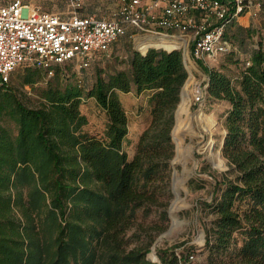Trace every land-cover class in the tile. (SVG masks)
I'll return each mask as SVG.
<instances>
[{"label":"trees","instance_id":"1","mask_svg":"<svg viewBox=\"0 0 264 264\" xmlns=\"http://www.w3.org/2000/svg\"><path fill=\"white\" fill-rule=\"evenodd\" d=\"M233 23L224 32L231 45ZM125 35L130 31L120 38ZM172 42L145 39L140 49ZM196 62L209 78L208 98L230 106L221 148L227 169L216 178L212 199L200 204L206 263L264 264V46L258 42L234 80ZM126 64L105 77L98 70L90 89L62 64L47 79L42 68L25 66L20 85L34 90L36 106L8 85L10 79L0 85V264H159L156 255L161 264L188 262L192 254H177L179 245L155 252L150 241L130 246L135 234L128 235L139 213L148 215L158 205L170 178L171 135L180 131L187 110L185 88L180 100L188 77L182 51L131 50ZM131 90L147 92L150 119L129 158L128 117L119 93ZM86 96L105 113L101 136L83 131ZM188 118L196 124L194 110Z\"/></svg>","mask_w":264,"mask_h":264},{"label":"rangeland","instance_id":"2","mask_svg":"<svg viewBox=\"0 0 264 264\" xmlns=\"http://www.w3.org/2000/svg\"><path fill=\"white\" fill-rule=\"evenodd\" d=\"M251 1L248 7L244 8L242 16L234 20L228 29L232 42L230 51L203 62L207 68L222 71L232 80L237 76L240 66L247 61L252 49L258 46V42L261 41L264 46V0ZM239 26L250 27L251 32L240 31ZM137 40L135 43L127 35L121 37L108 52L97 55L95 58V54L92 55L85 68L80 69L77 60L60 66H65V71H68V67L75 70L81 84L86 89H90L94 85L98 70L105 77L109 72L127 69L126 58L129 51H138L142 47L137 44ZM24 67L19 66L13 71L8 85L13 87L23 100L36 106L38 99L34 90L30 86L20 85ZM185 67L189 75L182 88H185L187 94V110L182 114L180 131L176 136L173 132L171 135V139H174L176 154H174L175 157L173 156L174 159L172 158L174 162H170V178L168 183L162 182L165 191L159 198L158 205L152 207L148 215H142L140 212L128 235L135 234V243H131L130 246L138 244L136 243L138 240L142 244L150 241L151 251L156 239L170 229V232L161 236L156 243L155 252L157 248L179 245L174 249L177 254L189 252L194 256L186 264H207V250L203 248L205 234L201 223L203 213L200 210V204L212 199L215 180L220 179L222 172L227 169L226 160L221 154V141L226 131L223 125L224 117L230 106L225 100L208 98L206 90L208 76L196 61L192 58L190 61L186 59ZM52 74L46 72V79ZM189 79L190 81L187 82ZM200 90L204 91V99L196 102L194 98ZM119 97L128 117L125 150L131 158L135 152L138 137L150 119L148 94L147 92L136 94L134 90H131L127 93L120 92ZM201 103L203 106L200 108ZM80 110L87 117V124L83 127V131L90 135L101 136L105 129L106 116L95 99L86 96L80 105ZM193 110L196 116L195 125L190 124L188 118ZM5 124L15 129L13 123L5 122ZM173 169L176 170L175 175L178 181L175 187L178 188L179 193L176 196L172 192ZM190 179L195 180V186L188 185ZM173 204H175V217L171 214ZM190 245H194L195 249H187Z\"/></svg>","mask_w":264,"mask_h":264},{"label":"built area","instance_id":"3","mask_svg":"<svg viewBox=\"0 0 264 264\" xmlns=\"http://www.w3.org/2000/svg\"><path fill=\"white\" fill-rule=\"evenodd\" d=\"M118 3L109 19L76 13L82 0H69L72 14L62 18L40 11L20 0L0 5V85L7 83L19 66L42 68L52 74V66L77 60L88 66L92 55L105 52L120 36L130 31L136 43L139 36H165L185 41L165 48L180 49L190 61L214 59L231 47L224 32L228 23L242 14L251 0H110ZM196 102L204 99L197 92ZM194 258L188 256V261Z\"/></svg>","mask_w":264,"mask_h":264},{"label":"crops","instance_id":"4","mask_svg":"<svg viewBox=\"0 0 264 264\" xmlns=\"http://www.w3.org/2000/svg\"><path fill=\"white\" fill-rule=\"evenodd\" d=\"M11 1L12 0H0V5L7 4ZM20 1L23 4L36 7L40 11L57 14L62 18H68L72 14L69 6V0H20ZM118 6H119L118 3H114L110 0H82L81 6L78 10H76V13L79 16L94 15L99 18L109 19L112 16V13L116 9H118ZM240 15L242 16V14Z\"/></svg>","mask_w":264,"mask_h":264},{"label":"bare ground","instance_id":"5","mask_svg":"<svg viewBox=\"0 0 264 264\" xmlns=\"http://www.w3.org/2000/svg\"><path fill=\"white\" fill-rule=\"evenodd\" d=\"M138 40H137V44H139L140 46L143 47V41L145 39H157V38H165V39H169V40H172V44L170 46H163L165 48H171L172 46H180V45H183L185 44V41L179 39V38H171V37H165V36H158V37H154V36H139L137 37ZM185 85V84H184ZM184 93V88H182V92H181V96H180V100H181V97ZM200 108L203 106L202 103L199 104ZM177 109V108H176ZM175 118H176V111H175ZM173 139V138H172ZM173 142H174V139H173ZM176 174V173H175ZM176 176V175H175ZM172 189H173V192H174V196H176L178 193H179V190L178 188L175 187V177H174V180H173V183H172ZM160 240V238L158 239V241ZM157 241V243H158Z\"/></svg>","mask_w":264,"mask_h":264},{"label":"water","instance_id":"6","mask_svg":"<svg viewBox=\"0 0 264 264\" xmlns=\"http://www.w3.org/2000/svg\"><path fill=\"white\" fill-rule=\"evenodd\" d=\"M183 61H184V63H186V58H185V57H183ZM187 71H188V70H187ZM188 75H189V71H188ZM187 78H188V77H187ZM208 79H209V78H207V81H208ZM181 92H182V88H181V91H180V96H181ZM171 132H172V130H171ZM225 135H226V131H224L223 139H222V141H221V146L223 145ZM172 141H173V139H172ZM174 154H176V152H174ZM174 157H175V156H174ZM173 159H174V158H173ZM173 159H172V161H171L172 163L174 162ZM191 172H192V170L190 169V173H191ZM175 173H176V170L173 169V172H172V183H173V180H174V177H175ZM172 192H173V189H172ZM173 194H174V192H173ZM169 232H170V229H168V231H167L166 233H164L163 235H166V234H168ZM163 235H161V236H163ZM161 236H159V238H160ZM159 238L156 239V241L154 242V244H153L151 250L155 248V245H156V243H157V241H158ZM153 259H154V258H153ZM154 260H156L159 264H161L160 261H159V259H158V257H157V255H156V259H154Z\"/></svg>","mask_w":264,"mask_h":264}]
</instances>
